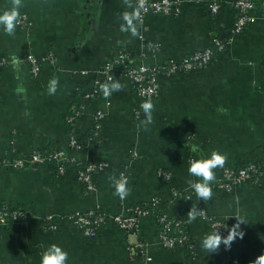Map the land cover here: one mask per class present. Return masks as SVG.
<instances>
[{"label": "crops", "instance_id": "1", "mask_svg": "<svg viewBox=\"0 0 264 264\" xmlns=\"http://www.w3.org/2000/svg\"><path fill=\"white\" fill-rule=\"evenodd\" d=\"M178 1L177 15L148 16L138 24L137 37L120 31L122 14L134 10L124 0H22L19 11L27 23H20L13 36L0 26V55L6 60L0 67V206L31 212L25 223L0 224V264H40L52 244L68 252L67 264H146L144 255L130 252L141 239L152 258L147 264H218L219 251L207 253L201 247L210 227L199 218L187 222L192 206L230 228L236 217L244 219L243 239L228 250L239 264H252L264 254V183H246L227 193L215 181L209 201L195 196L187 203L171 194L172 188L183 191L198 180L188 172L190 157L208 158L215 150L227 155L225 168L264 154V0H253L256 20L229 40L208 67L161 80L158 95L150 98L154 123L147 131L141 104L148 99L140 98L125 77L115 73L113 82L123 88L107 99L101 91L105 77L99 70L119 51L129 53L135 65L162 64L208 46L213 35L230 38L233 0H218L214 15L207 8L210 0ZM11 7L12 0H0V14ZM28 53L40 60L37 75L25 59ZM53 77L59 84L56 94L49 95ZM21 84L23 93L17 92ZM94 88L99 91L90 96ZM99 109L104 115L94 135ZM73 114L71 129L82 144L78 150L68 147L67 118ZM58 148L80 164L105 161L110 168L95 173V189L86 191L74 168L57 175L48 163L14 168L1 162ZM223 168L215 169L216 180ZM158 169H169L171 181L159 177ZM121 170L132 189L124 200L113 194L109 180ZM154 196L165 202L170 218L183 220L185 244L161 245L152 217L141 220L138 232L124 231L108 218L91 237L67 219L88 210L110 217ZM52 222L56 227L50 229Z\"/></svg>", "mask_w": 264, "mask_h": 264}, {"label": "built area", "instance_id": "2", "mask_svg": "<svg viewBox=\"0 0 264 264\" xmlns=\"http://www.w3.org/2000/svg\"><path fill=\"white\" fill-rule=\"evenodd\" d=\"M134 7L139 8L140 21L139 25H143L150 15L170 16L177 15L180 12V3L178 0H143V5L140 6V0H132ZM233 6L236 14L233 24L229 30V39H221L218 36H211L208 46L195 50L189 55H186L179 60H169L162 64H132L129 53L119 51L113 59L107 61L99 70L104 74V83L113 82L115 73L125 77L133 86L135 93L144 99H150L158 95L161 86V80L164 78L173 77L179 73H186L194 70H200L208 67L214 60V55L226 49L229 40L236 38L243 33L249 23L256 20L251 11L254 8L253 0H233ZM210 14H217L220 9L218 0H210L207 4ZM21 15V24H26V17ZM26 61L29 63L31 73L37 75L40 71V60L32 53L26 55ZM54 62V59H50ZM6 60L0 55V67L4 66ZM110 66V67H109ZM98 84H102L97 81ZM96 88L93 89L91 95L98 92ZM88 96V95H87ZM109 102H106L108 105ZM103 111L97 110L94 115V130L96 135L101 127V119L103 118ZM75 115H70L67 118L69 126L68 147L74 150L82 148V144L78 141L72 132V123ZM132 157H136L137 153L131 150ZM195 160L193 157L189 158V165ZM2 164L8 163L14 168H19L24 165H36L42 163L51 164L55 167L57 175H62L67 168H74L76 179L81 182L86 191H93L95 184L93 182V175L100 171L109 169L110 166L105 161L88 162L80 164L74 157L68 155L64 149H51L44 152L34 151L29 155L17 156L10 162L5 158L1 160ZM121 175L125 176L123 170L117 173V178ZM157 175L167 182L171 181L172 173L169 169H158ZM260 185L264 183V154L259 160H251L239 166L223 168L216 180V187L227 193L233 192L238 186L243 184ZM173 198H179L187 203H192L196 196L194 189L190 187L179 191L172 188ZM158 197H152L148 202L142 205H133L126 209L125 212L112 215L108 217L103 212L98 210H88L85 212H74L70 214L67 219L72 225L79 229L81 233L87 237L95 236L97 229L108 218H110L115 225L124 231L138 232L140 222L142 219L152 217L157 225L158 239L161 245L167 248L181 246L188 241V234L186 226L181 218H170L165 212L153 213V208L160 204ZM198 209H203L197 207ZM203 215L198 217L206 222V224L213 231L218 230L222 235L226 236L230 229L229 224L216 216L208 214L203 209ZM31 216V212L24 207L11 208L7 205L0 206V224L9 225L10 223L22 224ZM50 229L55 228L56 225L52 222L48 226ZM145 242L141 239L131 248L132 255H144V262L150 263L151 256L144 253ZM220 261L218 264H239L237 258L232 257L228 250L221 245L218 252Z\"/></svg>", "mask_w": 264, "mask_h": 264}, {"label": "clouds", "instance_id": "3", "mask_svg": "<svg viewBox=\"0 0 264 264\" xmlns=\"http://www.w3.org/2000/svg\"><path fill=\"white\" fill-rule=\"evenodd\" d=\"M124 4L129 8H134L132 12H124L122 19L124 23L120 25V31L130 32L133 37L140 35L138 31V22L140 21L139 8L134 7L132 0H124ZM143 5V0H140V6ZM22 7V0H12V7L9 10L0 14V26H3L5 33L9 36L15 34L17 26L21 23V15L19 9ZM110 67V66H109ZM19 70H17L16 79H20ZM59 84V78L53 77L49 80L48 94L55 95ZM123 85L118 82H110L101 85L103 96L107 99L113 92L122 90ZM26 89L18 85L17 92L23 93ZM154 104L151 99L144 101L141 108L145 115L143 121L144 130L147 131L149 126L154 123L152 112L154 111ZM195 151V148H193ZM228 157L226 154H221L218 151H212L210 157L195 159L191 162L188 172L191 176L197 177L196 182H190L189 187L194 189L199 200L209 201L213 197L212 183L216 181L215 169L223 168L227 163ZM109 180L111 186L114 187V195L121 200L126 199L131 194V187L129 186L128 178L121 175L119 178L110 176ZM203 209H198L192 206L187 212V222L193 223L198 217L202 216ZM242 224H246L244 219L236 217V223L231 226L226 236L222 235L218 230L206 234L201 240V247L207 253H216L220 250L221 245L226 250H230L232 244L237 238L243 239L244 231L241 228ZM68 252L63 250L56 244L50 245L41 255L40 264H67ZM252 264H264V254L258 256Z\"/></svg>", "mask_w": 264, "mask_h": 264}, {"label": "trees", "instance_id": "4", "mask_svg": "<svg viewBox=\"0 0 264 264\" xmlns=\"http://www.w3.org/2000/svg\"><path fill=\"white\" fill-rule=\"evenodd\" d=\"M159 200H160V198H159ZM160 204H158L156 207H154L153 208V213H157V212H165L166 214H168V212H166V211H168L166 208H167V206L165 205V202H162L161 200H160ZM170 214V213H169ZM185 225V224H184ZM190 248V250H191V254H192V251L194 250V248L191 246V247H189ZM139 253L137 252L135 255H138Z\"/></svg>", "mask_w": 264, "mask_h": 264}]
</instances>
